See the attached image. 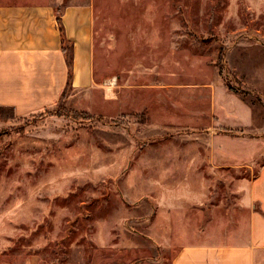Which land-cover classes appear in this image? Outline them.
I'll return each instance as SVG.
<instances>
[{"label":"rangeland","instance_id":"rangeland-1","mask_svg":"<svg viewBox=\"0 0 264 264\" xmlns=\"http://www.w3.org/2000/svg\"><path fill=\"white\" fill-rule=\"evenodd\" d=\"M14 1L88 7L92 82L30 114L0 106V264H171L248 243L264 0Z\"/></svg>","mask_w":264,"mask_h":264},{"label":"crops","instance_id":"crops-1","mask_svg":"<svg viewBox=\"0 0 264 264\" xmlns=\"http://www.w3.org/2000/svg\"><path fill=\"white\" fill-rule=\"evenodd\" d=\"M12 1L0 3V106L18 115L52 107L69 77L70 91L87 88L92 62L84 35L88 24L81 22L88 7L70 5L55 13L48 2ZM249 195L248 243L185 246L171 264H264V164L250 182Z\"/></svg>","mask_w":264,"mask_h":264},{"label":"trees","instance_id":"trees-1","mask_svg":"<svg viewBox=\"0 0 264 264\" xmlns=\"http://www.w3.org/2000/svg\"><path fill=\"white\" fill-rule=\"evenodd\" d=\"M66 58L68 59V56H67V55H66ZM68 63H69V62H68ZM68 65H69V64H68ZM70 80H71V77H69V79H68V83H67L66 90L64 91V93H63L61 99L64 98V96H65V94H66V91H67V88L70 86Z\"/></svg>","mask_w":264,"mask_h":264}]
</instances>
